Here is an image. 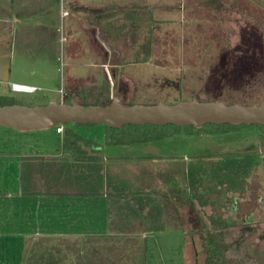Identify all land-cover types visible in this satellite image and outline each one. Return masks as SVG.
<instances>
[{
  "label": "rangeland",
  "instance_id": "rangeland-1",
  "mask_svg": "<svg viewBox=\"0 0 264 264\" xmlns=\"http://www.w3.org/2000/svg\"><path fill=\"white\" fill-rule=\"evenodd\" d=\"M29 1L33 9L44 6L46 10L43 15L35 12L29 34L33 38L40 30L49 34V40L34 42L32 52L50 61L49 71H45L50 77L33 93H15L10 91L11 85H0V94H5L0 104L46 106L62 99L64 92L60 102L64 104L76 99L79 104L106 106L114 97L125 106L192 101L244 106L264 103V72L259 69L264 56V0L125 1L127 18L120 13L105 17L113 30L106 37L102 33L109 51L98 41L97 63L91 65L84 63L82 55L88 58L96 42L89 48L80 39L87 33L70 31L77 18L68 16V11L61 16L59 11L60 5L67 7V0ZM10 28L0 22V38L6 36L0 47V77L10 65V53L15 58L22 54L17 40L10 44ZM20 30L16 35L25 34ZM63 126L103 144L105 125ZM235 127L240 128L207 140L193 135L194 147L188 151L199 167H194L190 180L194 199L192 214L187 211L185 218V240L182 234H171L142 241L114 240L113 247H143L148 254L157 255L155 258L163 257L158 264H180L182 253L185 264H264L260 237L264 204L254 200L256 194V198L263 195L264 132L257 125ZM14 133L0 127V146ZM168 143L165 138L154 146L161 150ZM4 169L0 164V172ZM39 242L32 244L25 264H90L87 252L76 254L88 242L84 247L83 241L52 240L43 248L44 241ZM70 249L73 251L65 253ZM129 258L134 263L139 259Z\"/></svg>",
  "mask_w": 264,
  "mask_h": 264
},
{
  "label": "crops",
  "instance_id": "crops-1",
  "mask_svg": "<svg viewBox=\"0 0 264 264\" xmlns=\"http://www.w3.org/2000/svg\"><path fill=\"white\" fill-rule=\"evenodd\" d=\"M116 1L67 0V7L60 5L61 16L63 11H68V16L71 14L77 18L70 31L87 33L80 39L88 43L89 48L96 42L94 50L90 48L91 54L87 47L88 58L82 55L87 65L97 63L98 41L109 51L104 41L112 27L109 29L105 17L117 13L126 18L129 15L125 2L128 0ZM42 3L40 1L41 6ZM44 11V6L33 9L29 0H0V16L4 17L0 22L11 26L10 44L14 45L17 40L22 53L18 58L10 53L11 66L7 65L6 73L0 77V85H11L12 92L33 93L42 89L49 80L50 74L45 71H49L50 61L32 52L34 42L49 40V34L41 30L34 38L32 33L29 34L32 32L33 15L35 12L43 15ZM99 17L103 18L98 20ZM19 28L25 34L16 35ZM5 38L4 35L0 38V47ZM82 51L85 52L84 49ZM91 56L95 59L90 60ZM14 85L28 87L29 90L15 91ZM4 96V93L0 94V97ZM62 99L50 102H61ZM57 126L34 131L15 130L14 134L7 135L10 141L0 146V164L5 168L0 172V264H25L24 257L30 256L34 248L32 244L44 241L43 248L52 240L83 241L81 245L84 247L88 242L85 250H77L76 254L81 256L87 252L90 264H158L163 257L155 258L157 255L148 254L143 247L114 248L112 242L142 241L171 234H182L185 240V218L187 211L192 214L194 199L190 180L194 167H199L193 162L195 155L188 151L193 145V135L180 133L168 137L169 143L161 150L154 146L156 141L115 146L107 145L104 140L102 144L94 138L100 146L103 176L109 181L108 186L103 184L99 194L81 196L71 191L74 186L37 182L40 193L24 195L20 180L22 160L58 161L62 156L66 127L61 126L62 132L57 133ZM194 135L205 140L214 136L205 132ZM6 162L9 166L4 165ZM254 197L256 199L257 194ZM71 251L66 250L65 253ZM183 255L180 264H185ZM131 256H138V261L134 263L133 258H129Z\"/></svg>",
  "mask_w": 264,
  "mask_h": 264
},
{
  "label": "water",
  "instance_id": "water-1",
  "mask_svg": "<svg viewBox=\"0 0 264 264\" xmlns=\"http://www.w3.org/2000/svg\"><path fill=\"white\" fill-rule=\"evenodd\" d=\"M68 124L105 125L112 129L126 125H173L195 129L209 124L264 126V103L244 106L221 101H192L175 105L125 106L114 97L106 106L81 105L76 101L69 104L51 102L37 107L18 104L0 106V127L34 131Z\"/></svg>",
  "mask_w": 264,
  "mask_h": 264
},
{
  "label": "trees",
  "instance_id": "trees-1",
  "mask_svg": "<svg viewBox=\"0 0 264 264\" xmlns=\"http://www.w3.org/2000/svg\"><path fill=\"white\" fill-rule=\"evenodd\" d=\"M13 104L12 102H5L0 106ZM81 105L100 104L86 103ZM258 127L264 132V126ZM238 128L240 127L211 124L205 125L201 129L177 128L173 125H126L119 129L105 126L104 142L107 145L115 146L131 145L158 141L180 133L194 135L206 132L210 135H221ZM64 134L62 156L58 161L29 158L22 160L20 180L21 191L24 195L40 193L38 191L40 186H36L37 182L43 185L59 183L67 187L74 186L71 191L81 196L97 195L104 183L108 186L109 181L103 176L102 157L98 142L94 138L80 136L69 128H65Z\"/></svg>",
  "mask_w": 264,
  "mask_h": 264
},
{
  "label": "flooded vegetation",
  "instance_id": "flooded-vegetation-1",
  "mask_svg": "<svg viewBox=\"0 0 264 264\" xmlns=\"http://www.w3.org/2000/svg\"><path fill=\"white\" fill-rule=\"evenodd\" d=\"M261 62H262V64L259 66L260 68V70L261 69H263V72H264V56L262 57V60H261ZM255 72H257V71H255ZM258 72H260L259 70H258ZM257 72V73H258ZM263 88H264V83H263ZM262 163H264V158H263V161L261 162V164ZM258 192H259V189L257 190ZM262 191L264 192V188L262 189ZM253 193H256V191H254ZM257 199V200H256ZM256 199H254L255 201H257L258 203L259 202H262L263 204H264V194L263 195H261L260 197L258 196V198H256ZM262 204V205H263ZM260 237H261V239H263L264 240V231H263V233H262V235H260Z\"/></svg>",
  "mask_w": 264,
  "mask_h": 264
},
{
  "label": "built area",
  "instance_id": "built-area-1",
  "mask_svg": "<svg viewBox=\"0 0 264 264\" xmlns=\"http://www.w3.org/2000/svg\"><path fill=\"white\" fill-rule=\"evenodd\" d=\"M15 91H24V90H29L28 87H22V86H13L12 87ZM57 133H61L62 132V127L60 125L57 126L56 128Z\"/></svg>",
  "mask_w": 264,
  "mask_h": 264
}]
</instances>
